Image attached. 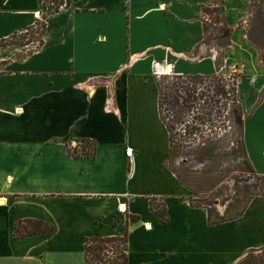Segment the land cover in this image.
<instances>
[{"label":"crops","instance_id":"1","mask_svg":"<svg viewBox=\"0 0 264 264\" xmlns=\"http://www.w3.org/2000/svg\"><path fill=\"white\" fill-rule=\"evenodd\" d=\"M212 3L63 0L42 13L39 0H0V40L46 24L41 47L0 58V264H88L84 240L124 228L128 264H239L264 251V199L210 224L167 166L158 79L222 74L203 23ZM237 103L245 159L264 177L263 72L237 79ZM83 140L93 154L70 155ZM25 220L52 231L16 239Z\"/></svg>","mask_w":264,"mask_h":264},{"label":"rangeland","instance_id":"2","mask_svg":"<svg viewBox=\"0 0 264 264\" xmlns=\"http://www.w3.org/2000/svg\"><path fill=\"white\" fill-rule=\"evenodd\" d=\"M212 2L211 9L215 13L208 15L216 26L212 28L204 25V29L205 33L212 32L206 42H212L221 49L222 59L217 61L218 68L223 67L220 76L231 83L242 75L264 73V0ZM59 3V0H43L40 2L41 12H54ZM227 6H230L229 9ZM24 37L28 38V34ZM20 38L17 36L0 42V58H20L29 54L26 53L28 46H39L36 37L32 39L36 42L29 45H17L22 41ZM2 66L0 63V68ZM205 130L204 140L208 141V146L215 148V152L229 153L227 156L224 154L218 158L198 161L194 156L195 145L191 144L192 148L185 149L183 155L173 158L167 166L190 187L192 205L207 207L212 221L230 219L239 215L258 194V190L264 187V180L252 172L245 159L241 137L242 118L239 117L236 105L231 107L224 128L206 127ZM193 138L198 139L195 136ZM88 150L91 153L90 147ZM250 259L256 261V264H264V251H255L251 257L246 258L247 262ZM245 264L253 263L249 261Z\"/></svg>","mask_w":264,"mask_h":264},{"label":"trees","instance_id":"3","mask_svg":"<svg viewBox=\"0 0 264 264\" xmlns=\"http://www.w3.org/2000/svg\"><path fill=\"white\" fill-rule=\"evenodd\" d=\"M59 2V6L54 12H58L63 4V0H59ZM204 12L210 15L215 13L212 9H206ZM44 20L37 21L26 31L14 34L0 42L20 36L22 41L17 45L25 46L37 41L39 44L37 48H39L43 44L42 35L46 29ZM27 34L28 38H25L24 35ZM35 37L36 41L32 40ZM237 104V81L229 83L225 78L217 75L160 77L158 79V113L169 137V162L176 156L183 155V151L192 148V145H195L194 156L198 161H202L204 158H218L224 154L227 156L229 153L215 152V148L208 146V141L204 140V132L206 127L224 128L228 122L231 107ZM193 136L198 137L199 140ZM80 143L82 144V153L72 152L69 149L70 155L79 158L93 154L95 149L93 142L83 140ZM89 147L91 153H89ZM251 170L254 172L252 168ZM257 177L264 180V177ZM180 182L190 189L184 181L180 180ZM252 199H264V187L258 190V194H255ZM150 211L153 215L166 221V212L162 201L150 202ZM241 213L237 216H240ZM219 220L224 221V219ZM209 222L210 224L215 223L211 221V218ZM51 231L52 227L47 223L25 220L16 225L14 237L21 239ZM127 244V228H124L122 237L86 238L82 248L88 264H128ZM254 252H248L239 264L249 261L256 264L257 262L252 259L248 262L246 260Z\"/></svg>","mask_w":264,"mask_h":264},{"label":"built area","instance_id":"4","mask_svg":"<svg viewBox=\"0 0 264 264\" xmlns=\"http://www.w3.org/2000/svg\"><path fill=\"white\" fill-rule=\"evenodd\" d=\"M203 22H204V25H207L208 27L216 26V24L213 21L212 17L210 15H208V14H204V16H203ZM212 28H214V27H212ZM207 33H208V36H210L212 32L211 31H208ZM158 68H159V65L156 64L155 67H154V69H155L156 72L158 71ZM231 145L233 146V143H231ZM127 153L129 155L132 152L129 149V150H127Z\"/></svg>","mask_w":264,"mask_h":264}]
</instances>
